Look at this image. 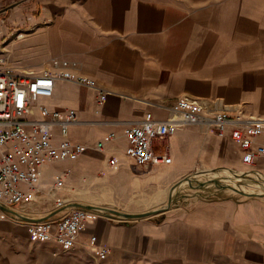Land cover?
Masks as SVG:
<instances>
[{
    "label": "crops",
    "instance_id": "obj_1",
    "mask_svg": "<svg viewBox=\"0 0 264 264\" xmlns=\"http://www.w3.org/2000/svg\"><path fill=\"white\" fill-rule=\"evenodd\" d=\"M0 31L21 34L8 45L24 59L15 73L69 72L109 92L97 104L95 89L56 78L52 96L38 101L77 113L68 138L84 151L75 160L52 158L41 178L46 186L66 172L55 197L69 208H119L153 194V183L161 188L160 166L138 167L124 156L123 129L146 113L163 120L168 106L188 96L211 110L264 118V0H0ZM31 117H38L36 108ZM229 132L219 137L198 125L177 130L169 139L173 179L198 167L264 175V155L256 153L264 132L249 149ZM109 133L114 138L97 150ZM111 157L120 161L116 170L108 169ZM51 199L23 212L35 220L55 217L60 208ZM89 212L69 250L0 222V264H264L263 199L195 198L159 222ZM91 236L106 246L103 258L95 257Z\"/></svg>",
    "mask_w": 264,
    "mask_h": 264
},
{
    "label": "built area",
    "instance_id": "obj_2",
    "mask_svg": "<svg viewBox=\"0 0 264 264\" xmlns=\"http://www.w3.org/2000/svg\"><path fill=\"white\" fill-rule=\"evenodd\" d=\"M16 36L20 38L21 34ZM56 78L95 89L97 104H101L109 94L106 90H99L92 79L69 72L17 74L6 64L5 58H0V206L24 216L25 206L38 200L46 202L52 198L56 208L64 207L63 200L55 195L64 187L66 172L56 174L44 186L41 184L43 167L52 158L75 160L84 151L83 145L68 138L69 125L77 120L75 110H50L41 105L38 107V117H31L33 105L40 98L52 96ZM166 111L163 120L146 113L140 122L123 129L127 140L124 156L133 165L143 168L170 165L169 139L187 125L202 126L206 132L219 137L225 136L230 128V138L244 149H249L254 139L264 132V118L230 114L225 109L211 110L200 100L188 96L176 100ZM113 138L114 134L109 133L106 138L96 142L95 148L102 150L104 143ZM256 153L264 155V146H257ZM251 156H255V153L252 152ZM119 165L116 157H111L107 162L110 170H116ZM89 214L85 208L74 207L63 209L55 217L24 221L0 208V222L7 216L23 222L33 239L53 240L62 250H69L78 242ZM90 244L95 248L96 258L106 255V246L98 244L94 236L90 237Z\"/></svg>",
    "mask_w": 264,
    "mask_h": 264
},
{
    "label": "rangeland",
    "instance_id": "obj_3",
    "mask_svg": "<svg viewBox=\"0 0 264 264\" xmlns=\"http://www.w3.org/2000/svg\"><path fill=\"white\" fill-rule=\"evenodd\" d=\"M2 34L4 35V33L1 31L0 58H5L6 64L11 68L21 66L24 64V59L17 57V55L14 56L12 54L13 51H11L10 47L8 46L10 41L12 42L13 40H17L18 37L16 35L6 37ZM3 38L5 41H3ZM33 108L37 109V106L34 105ZM170 166L159 167L160 176L165 179L164 183L160 185V189H158V186L153 183L156 188V190L153 191V194L149 196H138L131 198L129 204L119 208H112L125 213H143L155 211V214L137 219H125L114 215L113 218L117 219L118 221L142 220L159 222L162 221L166 214H169L179 208L186 207V205L189 204V202H192L195 198L213 200L218 198L233 197L239 200H244L252 197L253 199L264 200V191L260 190L258 187L250 186V183H258L263 185L262 182H264V175H257L254 171L248 168H240L236 170L227 166L214 168L198 167L193 173L181 174L173 179L175 174L171 172ZM168 177L170 179L167 180ZM187 177H189L191 181L190 184L186 181L172 189L175 183H177L179 180L184 181ZM200 183H204V185L199 186ZM230 187H233L241 192L253 193L254 195L246 196L230 189ZM170 190L172 195L171 200L168 201ZM4 220H10L22 227L25 226L23 222L14 221L8 216Z\"/></svg>",
    "mask_w": 264,
    "mask_h": 264
},
{
    "label": "water",
    "instance_id": "obj_4",
    "mask_svg": "<svg viewBox=\"0 0 264 264\" xmlns=\"http://www.w3.org/2000/svg\"><path fill=\"white\" fill-rule=\"evenodd\" d=\"M257 174V173H255ZM257 175H260V174H257ZM183 180H179L177 183H175L172 187V189H174L175 187H177L178 185L181 184ZM186 181L190 184L191 181L189 179V177L186 178ZM204 183H200L199 186H203ZM229 187V186H227ZM171 189V190H172ZM230 189L240 193V194H243V195H246V196H252L254 195L253 193H245V192H241L233 187H230ZM171 190L169 192V199L168 201L171 200ZM72 207H75V208H85L86 210H95V211H99L101 213H104L105 215L107 216H118V217H121V218H125V219H137V218H142V217H146V216H149V215H152V214H155V211H150V212H143V213H125V212H121V211H117L115 209H112V208H108V207H103V206H86V205H82V204H75V205H71ZM1 210L4 211V212H8V213H11V214H14L20 218H22L23 220L25 221H36L35 219H32V218H29L27 216H24V215H21L19 214L18 212L12 210V209H9V208H6L4 206H0ZM65 208H69V205L68 206H64L60 209L57 210V212L65 209ZM47 217H44V218H41V219H45ZM41 219H38V220H41Z\"/></svg>",
    "mask_w": 264,
    "mask_h": 264
},
{
    "label": "bare ground",
    "instance_id": "obj_5",
    "mask_svg": "<svg viewBox=\"0 0 264 264\" xmlns=\"http://www.w3.org/2000/svg\"><path fill=\"white\" fill-rule=\"evenodd\" d=\"M40 99H42V98H40ZM40 99H39V100H40ZM44 99H45V98H44ZM39 100H38V101H39ZM38 101H37V103L35 104V105L37 106V111H38V107L41 106V105L38 104ZM33 106H34V105H33ZM42 106H44V105H42ZM46 107H47V106H46ZM47 108H48V107H47ZM33 109H34V108H32V110H33ZM49 109H50V108H49ZM50 110H54V109H50ZM37 115H38V113H37ZM69 126H70V125H69ZM68 129H69V128H68ZM224 172H225V171H224ZM226 173H227V172H226ZM217 174H218V173H217ZM224 174H225V173H224ZM218 175H219V174H218ZM218 175H217V176H218ZM221 175H222V174H221ZM215 177H216V176H215ZM202 178H203V177H202ZM184 182H186V180L182 181L181 184L184 183ZM262 184H263V185H260V184H258V183H253V184L250 183V186H252V187H258L260 190H263V191H264V182H262ZM263 191H261V192H263Z\"/></svg>",
    "mask_w": 264,
    "mask_h": 264
}]
</instances>
